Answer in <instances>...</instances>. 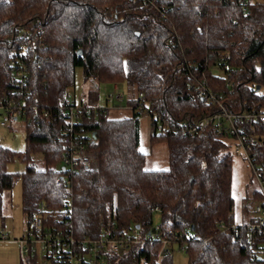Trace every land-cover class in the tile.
Segmentation results:
<instances>
[{
	"label": "trees",
	"instance_id": "trees-1",
	"mask_svg": "<svg viewBox=\"0 0 264 264\" xmlns=\"http://www.w3.org/2000/svg\"><path fill=\"white\" fill-rule=\"evenodd\" d=\"M76 67L84 80L126 82L131 95L127 116L110 115L120 109L115 101L82 115L96 160L71 180L75 236L98 235L101 218L123 232L137 225L141 235L159 232L183 245L188 264H264V234L247 227L256 217L233 220V138L181 130L218 104L231 113L264 112V0H0V95L21 102L29 117L17 120L22 150L0 142V215L4 191L19 179L25 229L40 203L54 212L68 193L56 181L65 150L58 136ZM15 68H24V82ZM139 93L163 121L165 130L150 131L149 140L165 143L167 169L144 167L139 119L148 112L138 110ZM258 129L264 135V124ZM250 153L264 177V138ZM14 161L23 169L8 170ZM250 198L263 199L257 188ZM159 246L146 241L108 264H138L133 254L157 264Z\"/></svg>",
	"mask_w": 264,
	"mask_h": 264
},
{
	"label": "built area",
	"instance_id": "built-area-1",
	"mask_svg": "<svg viewBox=\"0 0 264 264\" xmlns=\"http://www.w3.org/2000/svg\"><path fill=\"white\" fill-rule=\"evenodd\" d=\"M148 1V0H145ZM150 2V1H149ZM13 64V62H11ZM224 69H228L224 65ZM24 68H15L13 77L22 82L25 81ZM203 87V86H202ZM117 90V85L113 87ZM206 93L214 98L210 92ZM116 99V100H115ZM140 101L138 110L147 111L149 115V128L152 132L164 131L163 121L159 115L148 108L143 100L142 93L138 94ZM113 105L114 101L121 103L122 95L112 94L106 99ZM110 104L103 106L89 105L86 96L80 95L79 100L68 98L60 106L63 115L58 139L64 144V157L62 159L61 175L57 183L64 182L68 193L64 199L61 209L51 212L44 203H40L35 210L29 226L23 234L14 239L17 245L20 264H108L109 256L122 255L131 247L143 245L149 240H158L160 243L157 252V264H164L165 255L169 254L173 244L157 231H149L141 235L138 228L134 227L127 232L119 231L115 221L110 225H104L102 219L98 221L99 233L96 236L83 238L76 237L71 225L72 194L71 180L77 174L80 167H93L96 160V151L90 147V134L84 130L82 115L84 113L109 108ZM118 107L122 106L118 104ZM33 118L37 117V108L32 106ZM26 107L15 99L0 95V126L6 127L13 121L26 118ZM46 115V113L44 114ZM150 117L153 119L150 121ZM238 123H241L238 125ZM264 124V112L231 113L222 104H218V110L200 119L189 120L181 130L189 133L211 129L218 135L228 134L233 138L232 152L244 157L251 169L252 177L257 184V190L262 195V200H255L253 212L256 221L249 222L247 227L252 232L264 234V177L262 172L253 164L251 158L252 147L260 145L264 135L259 132L258 125ZM244 125L256 126V132H245ZM171 234V233H170ZM175 245V244H174ZM180 249H184L180 245ZM138 264H145L144 257L136 259L135 254L131 256Z\"/></svg>",
	"mask_w": 264,
	"mask_h": 264
},
{
	"label": "rangeland",
	"instance_id": "rangeland-1",
	"mask_svg": "<svg viewBox=\"0 0 264 264\" xmlns=\"http://www.w3.org/2000/svg\"><path fill=\"white\" fill-rule=\"evenodd\" d=\"M248 2H257L259 0H247ZM114 84L111 82H98L92 79L84 80L82 77L81 67L75 68L74 86L70 88L69 94L76 100L80 95H84L90 104L103 106L107 102L110 94L116 97V94L122 95L123 108L111 110L112 117H123L129 115L127 100L131 95L126 82L121 81ZM116 100V99H115ZM111 106V104L109 105ZM112 107V106H111ZM1 118V116H0ZM149 115L143 114L139 119V150L146 154L145 169L163 170L168 167V155L164 142L150 143ZM23 126L18 121H13L6 127L0 126V142L12 150H22L24 148ZM232 148V147H231ZM7 169L10 171H20L23 164L14 161L8 164ZM251 169L242 155H232V185L231 192L234 198L232 209L233 220L235 223H245L253 217V201L250 194L257 188L255 179H251ZM160 223L158 214L153 216V225ZM26 227V216L22 211L21 200V182L18 179L14 186L4 191L2 201V212L0 215V264H20V258L17 245L14 239L20 237ZM170 264H188L187 254L185 251L173 245L170 254Z\"/></svg>",
	"mask_w": 264,
	"mask_h": 264
},
{
	"label": "water",
	"instance_id": "water-1",
	"mask_svg": "<svg viewBox=\"0 0 264 264\" xmlns=\"http://www.w3.org/2000/svg\"><path fill=\"white\" fill-rule=\"evenodd\" d=\"M62 170H63V168H62ZM138 227V225L136 226V228ZM258 259H260V257H258Z\"/></svg>",
	"mask_w": 264,
	"mask_h": 264
},
{
	"label": "crops",
	"instance_id": "crops-1",
	"mask_svg": "<svg viewBox=\"0 0 264 264\" xmlns=\"http://www.w3.org/2000/svg\"><path fill=\"white\" fill-rule=\"evenodd\" d=\"M122 102V101H121ZM94 105V104H93ZM122 105V104H121ZM121 108H123V107H121ZM126 109H128V107L126 108Z\"/></svg>",
	"mask_w": 264,
	"mask_h": 264
}]
</instances>
